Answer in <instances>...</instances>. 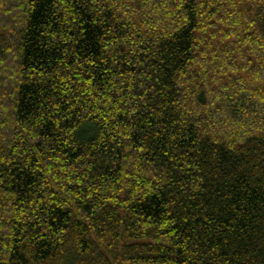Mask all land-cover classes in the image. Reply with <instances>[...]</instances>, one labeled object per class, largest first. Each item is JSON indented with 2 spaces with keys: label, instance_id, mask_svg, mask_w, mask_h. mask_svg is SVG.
<instances>
[{
  "label": "trees",
  "instance_id": "1",
  "mask_svg": "<svg viewBox=\"0 0 264 264\" xmlns=\"http://www.w3.org/2000/svg\"><path fill=\"white\" fill-rule=\"evenodd\" d=\"M0 264H264V0H0Z\"/></svg>",
  "mask_w": 264,
  "mask_h": 264
}]
</instances>
